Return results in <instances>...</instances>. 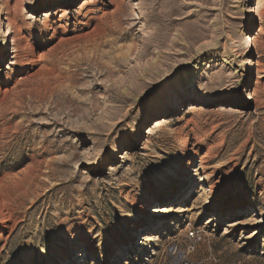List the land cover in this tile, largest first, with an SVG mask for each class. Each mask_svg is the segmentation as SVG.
I'll return each instance as SVG.
<instances>
[{"label": "rangeland", "instance_id": "obj_1", "mask_svg": "<svg viewBox=\"0 0 264 264\" xmlns=\"http://www.w3.org/2000/svg\"><path fill=\"white\" fill-rule=\"evenodd\" d=\"M259 7L0 0V264H264Z\"/></svg>", "mask_w": 264, "mask_h": 264}, {"label": "bare ground", "instance_id": "obj_2", "mask_svg": "<svg viewBox=\"0 0 264 264\" xmlns=\"http://www.w3.org/2000/svg\"><path fill=\"white\" fill-rule=\"evenodd\" d=\"M84 5H86V3L84 4ZM256 16H258L259 17V19L263 22V10H262V8L261 7H259L258 9H257V14H256ZM2 34V33H1ZM7 35L6 34H4L3 36H0V52H1V48L5 45V43H6V40H5V37H6ZM157 122V124H156V126H155V128H154V130H156L157 128H160L162 125H163V123H165V121H162V122H159V121H156ZM168 122V121H167ZM153 132V131H152Z\"/></svg>", "mask_w": 264, "mask_h": 264}, {"label": "built area", "instance_id": "obj_3", "mask_svg": "<svg viewBox=\"0 0 264 264\" xmlns=\"http://www.w3.org/2000/svg\"><path fill=\"white\" fill-rule=\"evenodd\" d=\"M192 236H193V237L195 238V240H197L198 242L201 241V236H199V235L197 236V235H195V233H193ZM181 264H188V263L186 262V260H182V261H181Z\"/></svg>", "mask_w": 264, "mask_h": 264}]
</instances>
